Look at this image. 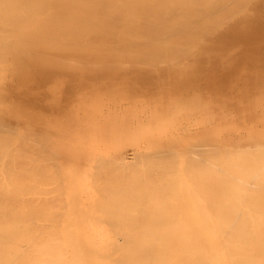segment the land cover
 I'll list each match as a JSON object with an SVG mask.
<instances>
[{
  "label": "bare ground",
  "instance_id": "obj_1",
  "mask_svg": "<svg viewBox=\"0 0 264 264\" xmlns=\"http://www.w3.org/2000/svg\"><path fill=\"white\" fill-rule=\"evenodd\" d=\"M260 2L0 0V264H264V131L169 134L187 115L142 146L87 150L10 101L24 88H38L33 108L87 89L163 98L157 78L262 33Z\"/></svg>",
  "mask_w": 264,
  "mask_h": 264
},
{
  "label": "rangeland",
  "instance_id": "obj_2",
  "mask_svg": "<svg viewBox=\"0 0 264 264\" xmlns=\"http://www.w3.org/2000/svg\"><path fill=\"white\" fill-rule=\"evenodd\" d=\"M260 3L261 7L264 8V0H261ZM260 15H264V10L261 11ZM262 18L264 19V16H262ZM233 39H235L233 41L234 44L232 42L227 44L226 40H224L226 42L224 43L226 44L225 46L222 44V47L220 46L221 48H217L215 51H207V53L210 52V55L212 54L213 57H211V55L204 60L205 62L201 61L203 65H201L200 62H189L187 65L185 64L186 66H178L174 71H171L170 74L165 75L164 78H157L161 83L168 79L165 81L168 83L165 85L167 89L166 93H161L163 98L159 97V93L152 94L147 92L146 88L141 89L142 91L138 93L137 98L131 95H125L121 92L107 94L87 89L76 91V96L75 92L70 93L64 104L59 108L46 106L44 103H40L36 108H33L32 105H34V101H36L34 98L39 93L38 88H24V91L21 93V96H24V98L21 99L18 93L12 90L14 97L11 98L10 101H15L18 106L24 105L23 110L27 107L28 112L36 113V116L40 119H51L52 126L66 135L65 140L69 138L70 142L73 144L82 143L87 150L90 147L92 148L93 145L95 146V144L104 146L105 143H117L120 138L122 141L130 142L133 140L134 136L138 137L140 146H142L143 143L145 144L149 141V137H151L152 133L154 136L163 133V130L156 128V126L160 125L162 127L166 124H173L178 120L181 121L182 117V120L185 121V119L187 120V117L189 118L190 116L189 122L181 123V125L180 122L177 123L178 128L177 126L170 128L168 131L169 134L177 133L178 135L179 133L181 136H186L197 132L204 126L215 127V125H218L223 129V132L225 131V133L231 136L247 135L248 131L253 130L254 132H258V130L263 132L264 29L262 33L253 35L247 44L241 39L239 40L237 36H234ZM236 39L239 41L235 43ZM252 45L255 47L253 48ZM230 48V53H227ZM218 51L219 53H216L214 57L215 52ZM216 57L219 58V63ZM195 65L197 67H195ZM211 66H213V68ZM179 68H182V70ZM181 71L183 72L184 82H182L183 78L180 76L182 75ZM32 79L31 84H33V86H36L35 84L42 85L45 83V80H42L40 77H33ZM16 81V77L8 80L9 83ZM152 95L155 96L153 97ZM72 99L74 100L71 101ZM176 99L177 101H175ZM173 100L175 102H173ZM107 102L109 103L107 104ZM88 110L90 111L89 113L87 112ZM61 111H64V115ZM66 111H68V113ZM106 111L109 112L107 113ZM51 112L53 114H51ZM85 114L87 116H85ZM82 115L84 120L82 119ZM92 115H95V117ZM176 115H180L178 119ZM87 118H90L91 121ZM152 119L153 121L154 119L157 120L154 126L152 125ZM67 120H69L68 123H66ZM190 122L193 123L191 124ZM62 124L65 126H62ZM65 127H69L71 129L70 132H68L69 128L67 129ZM107 127L113 129L111 134L106 132ZM63 128L68 131L66 130L64 132ZM190 128L194 131H189L188 129ZM85 142L90 145H86ZM126 148H128V150H126V156L128 159H132L134 157L135 147L127 145Z\"/></svg>",
  "mask_w": 264,
  "mask_h": 264
}]
</instances>
